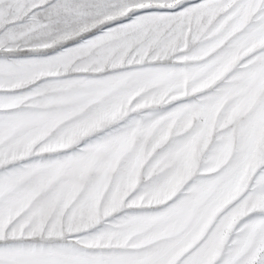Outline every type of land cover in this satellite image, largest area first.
<instances>
[{
	"label": "snow or ice",
	"instance_id": "snow-or-ice-1",
	"mask_svg": "<svg viewBox=\"0 0 264 264\" xmlns=\"http://www.w3.org/2000/svg\"><path fill=\"white\" fill-rule=\"evenodd\" d=\"M0 264H264V0H0Z\"/></svg>",
	"mask_w": 264,
	"mask_h": 264
}]
</instances>
